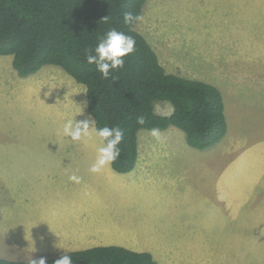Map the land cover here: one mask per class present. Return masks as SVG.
<instances>
[{
  "label": "rangeland",
  "instance_id": "rangeland-1",
  "mask_svg": "<svg viewBox=\"0 0 264 264\" xmlns=\"http://www.w3.org/2000/svg\"><path fill=\"white\" fill-rule=\"evenodd\" d=\"M141 16L136 29L167 72L221 91L226 134L202 152L177 127L179 135L171 137L159 130L158 141L141 129L148 151H177L157 156L143 185L118 190L119 183L100 180L105 170L89 171L97 139L74 142L63 135L68 119L92 117L86 85L53 64L19 76L12 55H0L1 257L47 259L66 252L59 250L64 237L39 236L36 215L47 216L60 203L69 162L80 196L68 193L66 200H81L86 212V198L99 200L90 216L103 227L88 236L86 247L149 251L157 264H264V0H147ZM12 71L17 87H10ZM154 106L163 115L173 110L169 101ZM227 160L230 180L224 177ZM91 181L98 188L84 192ZM53 196L58 203L49 202Z\"/></svg>",
  "mask_w": 264,
  "mask_h": 264
},
{
  "label": "trees",
  "instance_id": "trees-1",
  "mask_svg": "<svg viewBox=\"0 0 264 264\" xmlns=\"http://www.w3.org/2000/svg\"><path fill=\"white\" fill-rule=\"evenodd\" d=\"M147 0H0V55H12L13 67L28 76L48 64L61 66L76 81L86 85L87 109L96 127H119L124 138L120 156L112 168L132 171L138 159V133L176 126L187 143L198 149L216 145L228 129L221 91L213 84L167 72L156 50L134 25L124 23V14L142 15ZM116 29L132 36L135 51L125 57L123 68L103 79L86 54L98 37ZM155 101H169L170 114L155 111ZM143 116L145 123H137ZM73 264H157L149 251L122 245H98L62 255ZM25 259L0 256V264H27Z\"/></svg>",
  "mask_w": 264,
  "mask_h": 264
},
{
  "label": "crops",
  "instance_id": "crops-1",
  "mask_svg": "<svg viewBox=\"0 0 264 264\" xmlns=\"http://www.w3.org/2000/svg\"><path fill=\"white\" fill-rule=\"evenodd\" d=\"M3 59H5V57ZM11 75L13 77V80L10 83V87H13V86L17 87V80H18L17 72L14 73V71H12ZM165 131H166L165 137H171L172 135H176V134L179 135V131H177L176 127L174 126H171L165 129ZM144 137H146V134H143L142 137L138 136V139H139L138 140L139 142L138 159L136 162V166L132 171L120 173V172L115 171L112 168V165H110L101 170V171L105 170L104 172L105 178L100 179V180H103L108 184H110L112 180L119 183L120 186L117 187L118 190L124 187H127V186L132 187L134 184L143 185V183L150 177L149 167L156 161V157L162 155V153L177 151L175 149H165V148L164 149H155V148L152 149L151 147H149L150 151H148L145 148L146 143H145ZM155 140L158 141L157 138H155ZM98 147H99V144H98ZM211 148L213 147H210L209 149ZM209 149L200 150V151L207 152L206 150H209ZM151 151H152V155L154 154V157H152ZM227 161L228 162L225 166L226 173L224 177L225 179L230 180L231 179V169H230L229 160ZM68 168H70V169H67L69 173L66 175V178L63 181V183H61L60 203L51 207V209H49V212L46 213L47 216L40 215V213L36 215L37 221L39 220L42 226V229L39 230V233H40L39 236H42V237L62 236L64 237L66 247L59 248V250L66 251V252L90 248V247H86L89 244L85 243L89 241L88 236L91 237L93 234H96V232L98 231L97 229L102 230V227H103L101 223L98 224L96 222L98 219H95L93 216H90L91 214H94L90 210L98 205V202H99L98 199L86 198L89 201L88 212H86V210L84 209L85 204L83 202H80L81 200L76 199L75 201H72V202H68L66 200V194L68 193L71 195L80 196V191H78L77 189L80 181L78 179L77 180L69 179V177L73 175L77 177L75 172H71L74 170V168H71V164L69 162H68ZM96 181H99V180H96ZM96 181H91L90 185L85 184L86 190L84 192H89V191L93 192L94 190H96L98 188ZM222 182L223 184L225 183V181L223 180ZM54 192H55V188L52 191V193ZM49 202L58 203L57 199H55L54 196L50 198ZM34 222L36 225V221ZM100 245H110V244H100Z\"/></svg>",
  "mask_w": 264,
  "mask_h": 264
},
{
  "label": "clouds",
  "instance_id": "clouds-1",
  "mask_svg": "<svg viewBox=\"0 0 264 264\" xmlns=\"http://www.w3.org/2000/svg\"><path fill=\"white\" fill-rule=\"evenodd\" d=\"M123 19L126 25L131 26L142 21L143 17L128 12L124 14ZM98 41L94 50L88 52L85 58L88 64H95L102 78L107 80L110 78L112 72L123 68L125 63L124 58L135 51L136 41L132 36L114 28L108 30L103 36L98 37ZM137 123L143 125L145 123L144 117H138ZM62 131L64 136L69 137L74 142L91 139L93 136L97 139L99 147L96 150L95 162L89 168L91 173H99L103 168L115 162L120 156L119 145L124 138V132L119 127L105 126L97 128L95 119L89 116L88 119L81 121L68 119L64 123ZM150 135L159 139V129L152 128ZM69 179L77 180L78 178L73 175ZM27 264H46V259L43 257L32 258L31 256ZM54 264H73V260L70 255L64 254L55 260Z\"/></svg>",
  "mask_w": 264,
  "mask_h": 264
}]
</instances>
